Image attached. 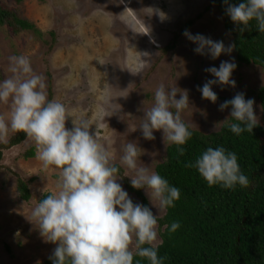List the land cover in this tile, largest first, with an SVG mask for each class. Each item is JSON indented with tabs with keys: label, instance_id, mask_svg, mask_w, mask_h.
<instances>
[{
	"label": "rangeland",
	"instance_id": "1",
	"mask_svg": "<svg viewBox=\"0 0 264 264\" xmlns=\"http://www.w3.org/2000/svg\"><path fill=\"white\" fill-rule=\"evenodd\" d=\"M0 4L40 31L13 33L0 27V82L11 75L7 71L10 56H27L33 71L45 78L48 99H56L68 109L71 116L66 120V128L72 129L74 118L78 122L88 119L98 123L100 142L112 141L115 163L125 175L131 173L119 161L124 144L136 143L142 152L138 163L154 172L165 153L162 131H154L155 139L146 140L138 128L144 111L153 105L154 92L160 84L166 89L188 91L190 107L182 113V119L191 129L205 133L219 129L231 118V107L219 110L224 102L221 98H233L237 93H243L246 100L254 99V114L264 127L256 96L264 85L261 67L237 66L231 76L235 87L213 85L219 97L215 104L203 99L198 90L207 80L216 79L206 68H218L222 61L235 62L234 50L230 55L222 53L212 59L210 55L196 53L198 45L183 35L188 30L193 35L199 33L213 41H223L226 47L233 44L222 15L209 0H0ZM161 12L166 16L163 20ZM189 21L192 23L187 25ZM9 113V106L0 103V115L7 119ZM90 132L95 134V124ZM13 134L10 131L8 139ZM29 148L35 154L33 143L26 137L3 151L0 264L41 263L52 256L57 246L45 242L29 220L40 199L55 191L58 173L54 169L44 171L35 155L23 156ZM17 176L35 178L28 185L31 197L27 202L18 195ZM117 182L133 203L140 204L121 178ZM142 191L153 214L159 215L146 191ZM160 240L158 229V244Z\"/></svg>",
	"mask_w": 264,
	"mask_h": 264
},
{
	"label": "clouds",
	"instance_id": "2",
	"mask_svg": "<svg viewBox=\"0 0 264 264\" xmlns=\"http://www.w3.org/2000/svg\"><path fill=\"white\" fill-rule=\"evenodd\" d=\"M226 13L239 27L240 32L250 30V22L264 33V0H246L238 5L230 4ZM165 19L164 13H159ZM183 35L198 45L194 51L210 55L212 59L222 53L231 54L235 44L227 47L223 41H213L202 34ZM207 50V51H205ZM148 55V53H143ZM7 71L11 75L0 82V103L8 105L10 113L6 119L0 115V142L7 143L9 132L25 133L35 147V157L42 169H54L58 173L55 191L46 194L31 212V223L38 228L45 242L57 245L49 259L52 264H164L166 257L158 256V216L180 199V190L146 166L138 163L142 155L136 143L128 142L122 147L120 164L128 173L134 189H144L159 211L133 203L128 193L118 183L119 168L115 163L112 141L99 140V124L88 119L79 122L74 118L71 130L66 128L69 116L66 106L48 99L45 78L33 71L30 59L25 55L10 56ZM237 65L222 61L219 67H209L216 79L207 80L198 90L202 98L216 103L218 96L213 85L235 87L231 79ZM179 93V99L177 94ZM254 99H245L237 93L224 101L219 110L231 106L230 117L236 121L228 127L237 136L252 133L259 125L254 114ZM190 107L187 90L167 88L160 84L154 92L153 105L144 111L139 125L143 138L154 140V131H162L163 141L176 145L180 156L183 147L192 137L190 125L182 119V113ZM115 111L107 116H112ZM226 119L224 122H227ZM96 125V132H90ZM137 128H133L136 131ZM114 131V130H113ZM167 157H165V160ZM195 168L209 187L219 185L224 189L250 186L249 178L241 172L235 152L224 147H207L194 161L185 164ZM179 222L169 228L175 232ZM134 257H138L134 261Z\"/></svg>",
	"mask_w": 264,
	"mask_h": 264
},
{
	"label": "trees",
	"instance_id": "3",
	"mask_svg": "<svg viewBox=\"0 0 264 264\" xmlns=\"http://www.w3.org/2000/svg\"><path fill=\"white\" fill-rule=\"evenodd\" d=\"M13 1L21 3L23 0ZM209 1L222 15L223 26L236 45V65L254 64L264 72V33L258 31L256 22H250V30L240 32L242 25L238 27L231 21L224 0ZM241 2L246 0H229L234 5ZM191 23L189 21L187 25ZM0 27H7L13 33L32 30L40 34L33 23L18 17L2 4ZM256 96L264 119V85L257 90ZM221 99L226 101L232 97ZM235 122L229 118L219 129L208 133L189 128L192 137L183 146L185 154L180 156L176 145L169 144L163 158L155 165V172L170 186L180 190V199L174 202L175 206L158 217L161 239L158 256L167 258L164 264H264V127L259 124L252 133L244 132L237 136L228 127L229 123ZM25 138V133H14L7 143L0 142V169L3 167V151L20 144ZM209 146L235 152L241 172L249 178L250 186L241 188L237 185L235 189H224L219 185L209 187L195 168L185 167ZM34 155L33 148L23 154L25 157ZM116 166L125 188L136 196L140 204L149 207L142 189H134L123 169L118 164ZM34 180V177H16L21 200L29 201L31 193L28 185ZM173 222H179L180 227L170 232ZM5 248L10 252L8 246ZM136 259L139 258L134 257V261ZM36 264H52V260L47 258ZM142 264L149 262L144 260Z\"/></svg>",
	"mask_w": 264,
	"mask_h": 264
}]
</instances>
